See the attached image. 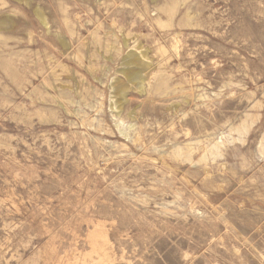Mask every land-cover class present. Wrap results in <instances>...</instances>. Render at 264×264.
<instances>
[{"label":"rangeland","instance_id":"374dc122","mask_svg":"<svg viewBox=\"0 0 264 264\" xmlns=\"http://www.w3.org/2000/svg\"><path fill=\"white\" fill-rule=\"evenodd\" d=\"M0 264H264V0H0Z\"/></svg>","mask_w":264,"mask_h":264},{"label":"bare ground","instance_id":"6f19581e","mask_svg":"<svg viewBox=\"0 0 264 264\" xmlns=\"http://www.w3.org/2000/svg\"><path fill=\"white\" fill-rule=\"evenodd\" d=\"M42 15H43V13H42ZM132 50V49H131ZM130 50V51H131ZM134 51H135V49H134ZM137 51V50H136ZM126 60H127V63L128 64H134L136 61H140V60H138V58H137V54L136 53H134V52H130L128 55H127V57H126ZM125 63V62H124ZM139 64V63H138ZM129 66V65H128ZM131 66H133V65H131ZM136 66V65H135ZM139 66V65H138ZM125 67H126V65H125ZM127 68H129V67H127ZM139 69V68H138ZM124 70H126V69H124ZM135 71V68H129L128 69V71L127 72H129L128 74H132L133 72ZM143 71V70H142ZM122 72V71H121ZM135 73V72H134ZM135 75V74H134ZM133 75V76H134ZM137 75V74H136ZM142 75V74H141ZM138 77V76H137ZM141 77V76H140ZM131 80V79H130ZM135 80V79H134ZM133 80V82H135ZM138 80V79H137ZM136 80V81H137ZM144 80V79H143ZM122 84V83H121ZM120 84V85H121ZM115 87V86H114ZM118 89V88H117ZM119 93H120V91H118ZM117 95V94H116ZM123 95V94H122ZM121 98V97H120ZM120 103V102H119ZM122 132H124V131H122ZM127 135V134H126Z\"/></svg>","mask_w":264,"mask_h":264}]
</instances>
